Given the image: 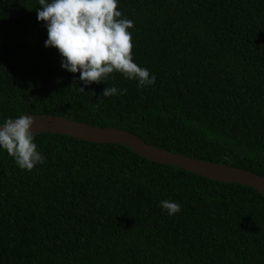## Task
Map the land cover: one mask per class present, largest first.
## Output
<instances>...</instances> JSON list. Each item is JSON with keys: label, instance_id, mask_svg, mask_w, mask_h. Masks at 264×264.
Here are the masks:
<instances>
[{"label": "trees", "instance_id": "1", "mask_svg": "<svg viewBox=\"0 0 264 264\" xmlns=\"http://www.w3.org/2000/svg\"><path fill=\"white\" fill-rule=\"evenodd\" d=\"M38 0H0V123L58 115L264 176V0H119L137 87L84 86L45 47ZM126 90L104 98L106 87ZM46 160L0 151V264H264V195L143 158L124 144L35 134ZM174 200L169 216L159 206Z\"/></svg>", "mask_w": 264, "mask_h": 264}, {"label": "clouds", "instance_id": "2", "mask_svg": "<svg viewBox=\"0 0 264 264\" xmlns=\"http://www.w3.org/2000/svg\"><path fill=\"white\" fill-rule=\"evenodd\" d=\"M118 4L119 0H38L37 21L47 29L45 47L58 49L63 70L79 73L73 79L81 82V92L93 82L114 80L110 76L114 72L137 81L138 88L156 82L149 69L133 61L129 29L134 22L123 17ZM125 91L107 86L102 96L124 95ZM25 114L0 123V151H6L20 169L32 171L46 157L34 142L36 133L31 128L35 121ZM159 206L170 217L181 211L174 200H161Z\"/></svg>", "mask_w": 264, "mask_h": 264}, {"label": "water", "instance_id": "3", "mask_svg": "<svg viewBox=\"0 0 264 264\" xmlns=\"http://www.w3.org/2000/svg\"><path fill=\"white\" fill-rule=\"evenodd\" d=\"M25 115L32 116L34 119L35 123L31 130L36 134L57 133L93 143L124 144L150 161L173 165L217 181L250 186L264 195V176L252 170L173 153L149 144L135 133L125 129L94 126L58 115L32 113Z\"/></svg>", "mask_w": 264, "mask_h": 264}]
</instances>
